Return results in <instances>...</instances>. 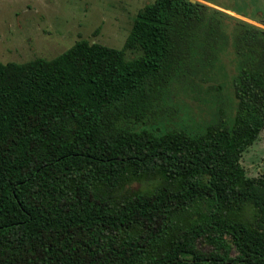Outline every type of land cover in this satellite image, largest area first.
<instances>
[{
    "label": "trees",
    "instance_id": "obj_1",
    "mask_svg": "<svg viewBox=\"0 0 264 264\" xmlns=\"http://www.w3.org/2000/svg\"><path fill=\"white\" fill-rule=\"evenodd\" d=\"M223 16L240 59L232 120L163 129L167 92L222 45ZM256 21L153 0L122 48L80 38L0 61V264H264V172L242 165L264 129Z\"/></svg>",
    "mask_w": 264,
    "mask_h": 264
},
{
    "label": "rangeland",
    "instance_id": "obj_2",
    "mask_svg": "<svg viewBox=\"0 0 264 264\" xmlns=\"http://www.w3.org/2000/svg\"><path fill=\"white\" fill-rule=\"evenodd\" d=\"M153 0H0V61L52 59L80 38L122 48L134 18ZM196 1V0H195ZM236 18L260 25L264 0H197ZM235 21L222 17V45L207 58L192 61V74L177 78L164 99L163 129L182 128L197 134L222 117L232 120L236 99L232 89L240 59L234 47ZM127 58L140 52L127 50ZM250 177L264 172V129L242 157ZM202 249H211L206 242Z\"/></svg>",
    "mask_w": 264,
    "mask_h": 264
},
{
    "label": "water",
    "instance_id": "obj_3",
    "mask_svg": "<svg viewBox=\"0 0 264 264\" xmlns=\"http://www.w3.org/2000/svg\"><path fill=\"white\" fill-rule=\"evenodd\" d=\"M192 1H195V0H192Z\"/></svg>",
    "mask_w": 264,
    "mask_h": 264
}]
</instances>
